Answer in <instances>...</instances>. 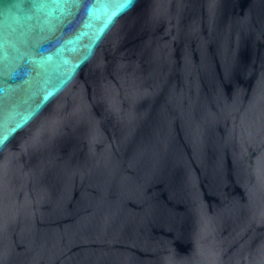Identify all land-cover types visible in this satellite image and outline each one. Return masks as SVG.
Instances as JSON below:
<instances>
[{"label": "water", "instance_id": "1", "mask_svg": "<svg viewBox=\"0 0 264 264\" xmlns=\"http://www.w3.org/2000/svg\"><path fill=\"white\" fill-rule=\"evenodd\" d=\"M123 2L0 0V264H264V0Z\"/></svg>", "mask_w": 264, "mask_h": 264}, {"label": "snow or ice", "instance_id": "2", "mask_svg": "<svg viewBox=\"0 0 264 264\" xmlns=\"http://www.w3.org/2000/svg\"><path fill=\"white\" fill-rule=\"evenodd\" d=\"M65 0H32L33 6L37 8H46V7H60ZM135 0H124V2L120 5L121 10H127L131 8L134 4ZM115 13H113V16ZM111 20V17H109Z\"/></svg>", "mask_w": 264, "mask_h": 264}]
</instances>
